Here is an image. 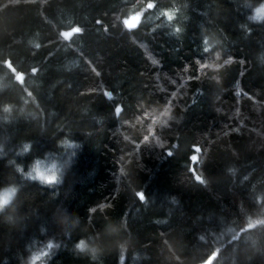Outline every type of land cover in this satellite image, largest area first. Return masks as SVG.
<instances>
[{
  "label": "trees",
  "instance_id": "obj_1",
  "mask_svg": "<svg viewBox=\"0 0 264 264\" xmlns=\"http://www.w3.org/2000/svg\"><path fill=\"white\" fill-rule=\"evenodd\" d=\"M261 2L0 0V264H264Z\"/></svg>",
  "mask_w": 264,
  "mask_h": 264
},
{
  "label": "clouds",
  "instance_id": "obj_2",
  "mask_svg": "<svg viewBox=\"0 0 264 264\" xmlns=\"http://www.w3.org/2000/svg\"><path fill=\"white\" fill-rule=\"evenodd\" d=\"M252 20L256 22H262L264 21V0L253 9V14L250 17ZM136 22L135 19H132L131 21H128V23L134 24ZM205 45L208 44V41H204ZM205 51H209V47H205ZM26 146V145H25ZM2 151V149H0ZM168 156H171L172 153H167ZM192 159V157L190 158ZM17 170L22 171V167L19 165L15 166ZM31 175V173H29ZM46 177L51 181L50 184H56L61 182V175H60V169L54 168L51 171L50 175H46ZM20 192V187L15 183H9L5 185L4 187H0V215H5L6 210L7 214L5 215V222L10 226H17L18 222V213H17V197ZM145 197H143L141 200L143 201ZM259 200V198H258ZM55 216V213H54ZM60 223V226L63 227V222L58 221ZM264 225V217L258 218L256 223L253 224L252 218H249V226L250 227H256ZM49 249H52L54 245L52 243H49L47 245ZM75 249L78 253L82 255L88 256L91 260L95 261L99 258L101 255V251L99 247L96 245L90 244L87 239H80L75 244ZM219 250L217 252L213 253L212 257H209V259L205 260L203 264H212V260L215 258V256L218 254ZM39 256L37 255H30L27 260L23 262V264H37L39 260Z\"/></svg>",
  "mask_w": 264,
  "mask_h": 264
},
{
  "label": "snow or ice",
  "instance_id": "obj_3",
  "mask_svg": "<svg viewBox=\"0 0 264 264\" xmlns=\"http://www.w3.org/2000/svg\"><path fill=\"white\" fill-rule=\"evenodd\" d=\"M147 7H148L149 9H151V8L153 7V4L149 3V4L147 5ZM165 16L167 17V19H168L169 21H171V20L173 19V16H172L171 14H169V13H165ZM132 19H135L137 23H134V24H132V23H128V21H130L129 19H125V20L123 21L125 27H126L127 29H129V30H132V29H134V28H136V27L138 26L139 15H137V16H135V17H132L131 20H132ZM97 23H99V21H98ZM80 31H81V29L78 28V27H76V28H73L71 31H67V32L62 33V35L65 37V39H68V38H70L74 33H79ZM177 31H179V29H177ZM204 51H205V48H204ZM206 52H207V51H206ZM108 98L111 99V94H110V93L108 94ZM121 110H122V109H121L120 107H116V108H115V112H116L117 114H119V113L121 112ZM4 111H8V109L6 108V109H4ZM27 148H28V146L26 145V146H25V150H27ZM197 148H198V147H197ZM197 148H195V151H197ZM191 160H192L193 162H195V161L197 160V156H196V155H193ZM54 167H55V166H54ZM37 176H38L39 179H41V180H45V181H47L48 183L51 182V181H50L45 175H43L42 173L37 172ZM196 179H197L198 181H200V180H201V177H200L199 175H197V176H196ZM143 197H144L143 194H140V195H139V198H140V199H142Z\"/></svg>",
  "mask_w": 264,
  "mask_h": 264
},
{
  "label": "rangeland",
  "instance_id": "obj_4",
  "mask_svg": "<svg viewBox=\"0 0 264 264\" xmlns=\"http://www.w3.org/2000/svg\"><path fill=\"white\" fill-rule=\"evenodd\" d=\"M135 17V16H130V18H128L131 21V18ZM136 23V22H135ZM35 176H37V173H35Z\"/></svg>",
  "mask_w": 264,
  "mask_h": 264
},
{
  "label": "water",
  "instance_id": "obj_5",
  "mask_svg": "<svg viewBox=\"0 0 264 264\" xmlns=\"http://www.w3.org/2000/svg\"><path fill=\"white\" fill-rule=\"evenodd\" d=\"M203 264V263H202Z\"/></svg>",
  "mask_w": 264,
  "mask_h": 264
}]
</instances>
